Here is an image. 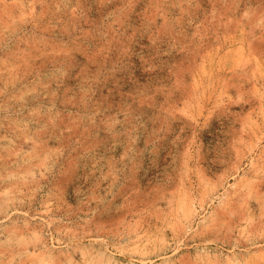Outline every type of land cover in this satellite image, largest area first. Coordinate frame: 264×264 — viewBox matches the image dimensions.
<instances>
[{"label": "rangeland", "instance_id": "374dc122", "mask_svg": "<svg viewBox=\"0 0 264 264\" xmlns=\"http://www.w3.org/2000/svg\"><path fill=\"white\" fill-rule=\"evenodd\" d=\"M0 264H264V0H0Z\"/></svg>", "mask_w": 264, "mask_h": 264}]
</instances>
